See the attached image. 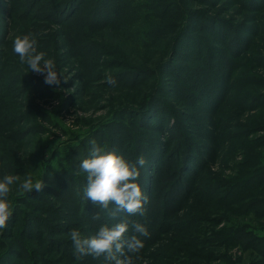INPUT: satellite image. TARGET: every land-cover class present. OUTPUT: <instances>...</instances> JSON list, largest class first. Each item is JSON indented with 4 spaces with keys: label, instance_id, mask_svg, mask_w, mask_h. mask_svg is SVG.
Masks as SVG:
<instances>
[{
    "label": "rangeland",
    "instance_id": "374dc122",
    "mask_svg": "<svg viewBox=\"0 0 264 264\" xmlns=\"http://www.w3.org/2000/svg\"><path fill=\"white\" fill-rule=\"evenodd\" d=\"M28 34L59 85L14 54ZM92 140L145 158L144 215L86 200ZM5 174L44 187L12 186L0 264H112L77 258L68 233L122 221L135 264H264V0H0Z\"/></svg>",
    "mask_w": 264,
    "mask_h": 264
},
{
    "label": "clouds",
    "instance_id": "9594fccd",
    "mask_svg": "<svg viewBox=\"0 0 264 264\" xmlns=\"http://www.w3.org/2000/svg\"><path fill=\"white\" fill-rule=\"evenodd\" d=\"M13 52L19 57L20 63L27 64L31 71L44 74L46 84L59 85V76L62 74L56 70L54 60L46 58L45 52L37 51V41L31 34L17 36L13 41ZM109 83H113L110 78ZM90 144V157L83 159L78 165L79 171L86 176V200L102 210H107L111 217H116L120 212L144 215V205L148 202V197L138 183L140 170L137 165L145 166V158L140 156L136 161L129 162L115 151L97 146L95 140L90 141ZM17 182L18 191L22 193H29L33 189L41 191L44 187L41 179L34 182L31 176L21 182L18 175H3L0 178V230L7 228L13 215V206L8 195ZM110 205L114 207L110 208ZM100 218L99 212L92 215L93 220ZM132 228L140 236H149L147 228L140 223L134 222ZM128 229V222L122 221L111 227L103 225L90 237L82 236L77 229L70 230L68 236L77 258L87 255L104 256L112 264H135V259L139 257L126 254L125 249L127 253L137 254L144 245L135 234L126 239Z\"/></svg>",
    "mask_w": 264,
    "mask_h": 264
}]
</instances>
